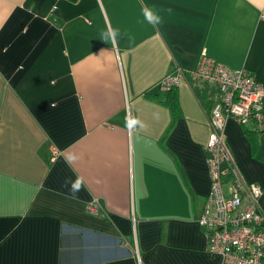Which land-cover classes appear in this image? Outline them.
Returning <instances> with one entry per match:
<instances>
[{
	"label": "crops",
	"instance_id": "obj_1",
	"mask_svg": "<svg viewBox=\"0 0 264 264\" xmlns=\"http://www.w3.org/2000/svg\"><path fill=\"white\" fill-rule=\"evenodd\" d=\"M109 27L116 47L101 40ZM203 52L264 87V0H0V264H224L197 221L208 109L184 82L156 87ZM126 113L146 127L130 132ZM222 134L264 190V136L231 118ZM77 176L79 200L67 199ZM93 199L97 215L85 211Z\"/></svg>",
	"mask_w": 264,
	"mask_h": 264
},
{
	"label": "built area",
	"instance_id": "obj_2",
	"mask_svg": "<svg viewBox=\"0 0 264 264\" xmlns=\"http://www.w3.org/2000/svg\"><path fill=\"white\" fill-rule=\"evenodd\" d=\"M183 82L210 116L211 133L204 148L209 190L197 220L205 230L207 252L224 264H264V214L259 209L264 190L245 180L222 134L225 118H231L264 136V87L245 70L229 69L205 52L194 70L176 69L156 87L167 92ZM52 154L59 151L52 148ZM222 164L232 176L227 195L222 189ZM85 211L99 214L98 200L86 204Z\"/></svg>",
	"mask_w": 264,
	"mask_h": 264
},
{
	"label": "clouds",
	"instance_id": "obj_3",
	"mask_svg": "<svg viewBox=\"0 0 264 264\" xmlns=\"http://www.w3.org/2000/svg\"><path fill=\"white\" fill-rule=\"evenodd\" d=\"M142 15L144 20L153 26L160 25L162 23V17L160 14L154 10L153 7L142 6L141 8ZM120 36V31L117 28H108L106 31L101 33V40L105 42L111 41L113 47L117 46V37ZM158 118V117H157ZM125 127L131 132L137 129H144L146 125L141 121L138 117H132L127 114L124 118ZM78 159L75 155L69 156L67 158V163L71 166L72 162ZM84 186V178L82 176H77L75 180L71 178H67L64 182V187L68 188V192L66 194L67 199L71 200H79L78 193L81 191ZM95 202V200H94Z\"/></svg>",
	"mask_w": 264,
	"mask_h": 264
},
{
	"label": "trees",
	"instance_id": "obj_4",
	"mask_svg": "<svg viewBox=\"0 0 264 264\" xmlns=\"http://www.w3.org/2000/svg\"><path fill=\"white\" fill-rule=\"evenodd\" d=\"M174 90L175 89H172V90H169L167 92L174 93L173 92ZM162 102H163V104H165L166 106H168V108H169V110L171 112V115L173 117L178 114V112H179L178 105H177V103L174 101V99L172 97H170L169 99H165ZM174 121H175V119L172 118V121H171V124H170L171 126L170 127H172L174 125Z\"/></svg>",
	"mask_w": 264,
	"mask_h": 264
}]
</instances>
